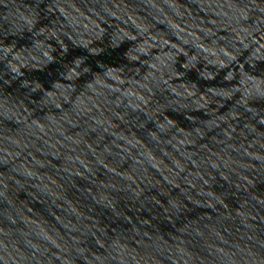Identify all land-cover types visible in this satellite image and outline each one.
Instances as JSON below:
<instances>
[{"label":"water","instance_id":"1","mask_svg":"<svg viewBox=\"0 0 264 264\" xmlns=\"http://www.w3.org/2000/svg\"><path fill=\"white\" fill-rule=\"evenodd\" d=\"M0 264H264V0H0Z\"/></svg>","mask_w":264,"mask_h":264}]
</instances>
